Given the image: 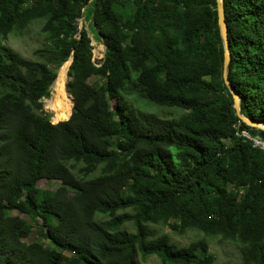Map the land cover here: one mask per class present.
<instances>
[{
  "label": "trees",
  "instance_id": "16d2710c",
  "mask_svg": "<svg viewBox=\"0 0 264 264\" xmlns=\"http://www.w3.org/2000/svg\"><path fill=\"white\" fill-rule=\"evenodd\" d=\"M223 5L229 83L264 122V0ZM79 18L104 45L97 61ZM37 19L45 41L28 59L4 40ZM69 56L71 115L52 123L41 99L57 77L46 106L61 115ZM238 129L264 138L224 82L216 0H0V264H223L213 236L236 241L241 264H264V149ZM19 214L41 220L38 239ZM155 225L204 237L178 246Z\"/></svg>",
  "mask_w": 264,
  "mask_h": 264
},
{
  "label": "rangeland",
  "instance_id": "374dc122",
  "mask_svg": "<svg viewBox=\"0 0 264 264\" xmlns=\"http://www.w3.org/2000/svg\"><path fill=\"white\" fill-rule=\"evenodd\" d=\"M87 10H86V13H87ZM86 13H85V16H86ZM80 20H82L81 27L83 25L86 28L88 22L83 18H81ZM40 26H41L40 19L34 20L22 32H14V33L9 34L6 37V39L4 40V42L7 45H9L13 50L17 51L20 55L24 56L25 58L36 59L35 50L40 48L45 41L44 36L40 32ZM87 28H88L90 36L92 37L91 43L93 45V51H92L93 59L95 61H97L98 59H100L103 56L104 45H103L102 41L95 35L93 27L89 26ZM62 64L59 66V68L57 70V76H58V72H59V79H58V86H57V88H58L57 89V91H58L57 107H58L61 115L59 113H57L56 111L51 110L50 108H48L46 106V100L53 97L52 87L50 88L49 97L41 99V101L43 103L44 110L51 115L50 120L52 123H56L58 121H61L59 119L64 118L65 116H67L72 111V109H71V106H72L71 98H70L71 106H70L68 111L62 113V110L60 108L61 105H60V101H59V88L61 86V78L64 76L66 78L64 84H66V82H67V66L62 65ZM88 81L90 83H93L95 81H99V83L101 82L100 79H98L97 77H94V76L89 77ZM66 92H67V89H66ZM68 95H69V93H68ZM69 97H70V95H69ZM126 98H127L128 102L129 103L131 102L132 105L135 108H137L138 110L153 112L160 117H171V116L178 115V113H180L179 110L175 111V109L160 107V106H157L153 103L146 102L144 99H141V98H137V97L135 98V97H132L129 95L126 96ZM68 116L65 119H67ZM65 119H63V120H65ZM58 183L59 182L57 180L40 179L37 182V186L40 188H48V189L53 190L58 186ZM13 213L17 214L16 211H14ZM19 216L34 226L33 232L31 233L30 237L26 239V241L38 239L39 238L38 226H40L41 220L39 218H37L35 220H31L25 214H19ZM154 228L156 229V231L158 233H168L171 241L178 246L186 245L189 242H191L192 240H196V239L204 237V234L200 231H197V230H189L183 234H176V233L172 232L168 226L155 225ZM207 241L209 244L210 251L216 257V262L223 263V264H241L239 245L236 241L229 240V239H223L220 236L207 237ZM138 264H161V262L156 255H150L145 260L139 259Z\"/></svg>",
  "mask_w": 264,
  "mask_h": 264
},
{
  "label": "water",
  "instance_id": "95a60500",
  "mask_svg": "<svg viewBox=\"0 0 264 264\" xmlns=\"http://www.w3.org/2000/svg\"><path fill=\"white\" fill-rule=\"evenodd\" d=\"M216 1H217L218 26H219L220 36H221V40H222V45H223V78H224V82H225L226 86L228 87L229 91L231 92V94L233 96L234 107H235L237 116L241 120H243L247 125L252 126V127H256L258 129H261V130H264V122H255L242 113L241 108H240V97L236 93V91L232 88L231 84L229 83L228 70H229V62H230V49H229V42H228V37H227V27H226V22H225V17H224V5H223V0H216ZM80 19L81 18L78 19V28L79 29L81 28V25L79 24ZM69 59H70V61H69V65H70V63L72 61V56H69L67 60H69ZM69 65H68V67H69ZM67 71H68V68H67ZM68 78H69V75L67 72V80H68ZM55 79H56V77H55ZM55 79H54V81H55ZM54 81L52 82L50 88L52 87ZM65 87H66V84H65ZM70 97L72 99V106H73V98L71 95H70ZM70 115H71V113H70ZM70 115H69V117H70ZM65 120H67V119H65Z\"/></svg>",
  "mask_w": 264,
  "mask_h": 264
},
{
  "label": "bare ground",
  "instance_id": "6f19581e",
  "mask_svg": "<svg viewBox=\"0 0 264 264\" xmlns=\"http://www.w3.org/2000/svg\"><path fill=\"white\" fill-rule=\"evenodd\" d=\"M69 61H70V59L69 60H66L64 63H67L68 62V64H67V68H68V65H69ZM63 63V64H64ZM62 64V65H63ZM57 78V77H56ZM59 79V78H58ZM56 80V79H55ZM65 80H66V78L63 76L62 78H61V86H60V88H59V101H60V105H61V110H62V113H64V112H66V111H68L69 110V108H70V106H71V100H70V97H69V95H68V93L66 92V88H65V84H64V82H65ZM55 82V81H54ZM54 84V83H53ZM57 86H58V83H57ZM57 86H56V90L58 89L57 88ZM57 93H58V91H57ZM58 99V98H57ZM71 113V112H70ZM70 115V114H69ZM69 117V116H68Z\"/></svg>",
  "mask_w": 264,
  "mask_h": 264
},
{
  "label": "built area",
  "instance_id": "2783aa9c",
  "mask_svg": "<svg viewBox=\"0 0 264 264\" xmlns=\"http://www.w3.org/2000/svg\"><path fill=\"white\" fill-rule=\"evenodd\" d=\"M236 135L245 137L246 139L250 140L253 144V146H256L258 148L264 149V138H262L259 135H252L247 130H236Z\"/></svg>",
  "mask_w": 264,
  "mask_h": 264
}]
</instances>
